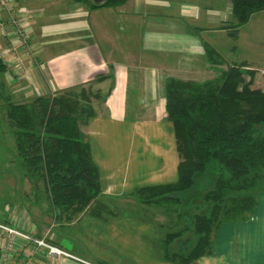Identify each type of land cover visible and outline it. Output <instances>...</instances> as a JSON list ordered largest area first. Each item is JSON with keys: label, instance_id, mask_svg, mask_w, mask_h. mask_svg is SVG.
Wrapping results in <instances>:
<instances>
[{"label": "crops", "instance_id": "0c3cea01", "mask_svg": "<svg viewBox=\"0 0 264 264\" xmlns=\"http://www.w3.org/2000/svg\"><path fill=\"white\" fill-rule=\"evenodd\" d=\"M10 1L13 12L0 6V23L9 34L0 31V53L10 52L14 61L6 63L0 84L16 103L84 86L101 96L93 99L95 115L83 130L102 189L92 205L102 206L101 215L86 211L72 219L56 217L47 196L32 184L24 187L27 192H0V222L47 238L81 260L53 263L44 251L28 248L11 264H176L166 258V238L182 229L179 213L134 198L138 189L179 181L167 82L186 81L180 74L209 67L208 46L226 63L264 70V22L252 26L264 12L232 39L222 29L233 21L231 0H124L115 7L103 6L106 0ZM19 15L31 18V40L24 45L12 36L11 21ZM257 199L252 218L222 224L212 253L197 264H264V190Z\"/></svg>", "mask_w": 264, "mask_h": 264}, {"label": "trees", "instance_id": "16d2710c", "mask_svg": "<svg viewBox=\"0 0 264 264\" xmlns=\"http://www.w3.org/2000/svg\"><path fill=\"white\" fill-rule=\"evenodd\" d=\"M123 2L106 0L103 6ZM231 2L233 21L222 29L238 39L241 28L264 12V0ZM206 52L211 67L227 66L218 70L219 77L205 82L170 79L166 85V112L180 156L179 181L134 193L139 203L179 213L182 229L166 238V258L176 264H197L210 255L218 228L251 219L264 190V82L257 83L258 71L246 63H226L210 46ZM7 70L0 57V75ZM0 89L24 175L47 196L56 217L72 219L86 211L101 215L100 204L92 209L102 189L83 130L95 115L93 99L101 96L84 86L16 103L4 84Z\"/></svg>", "mask_w": 264, "mask_h": 264}, {"label": "built area", "instance_id": "2783aa9c", "mask_svg": "<svg viewBox=\"0 0 264 264\" xmlns=\"http://www.w3.org/2000/svg\"><path fill=\"white\" fill-rule=\"evenodd\" d=\"M0 6L2 9L13 12L14 4L10 0H1ZM14 28L12 36H15L21 45L27 44L31 40V18L16 16L11 21ZM4 24L0 23L1 34L5 37L9 36L4 30ZM10 52L0 53V57L7 64H11L14 60L9 59ZM15 62L20 63L18 59ZM30 248L34 254L45 252L48 258L53 260V263L59 262L61 259H71L81 261L69 252L51 243L47 238L37 237L19 228L11 222H0V264H11L12 257L17 253Z\"/></svg>", "mask_w": 264, "mask_h": 264}, {"label": "rangeland", "instance_id": "374dc122", "mask_svg": "<svg viewBox=\"0 0 264 264\" xmlns=\"http://www.w3.org/2000/svg\"><path fill=\"white\" fill-rule=\"evenodd\" d=\"M262 14L264 16V13ZM260 15L261 14L257 15L259 17H255L253 19L252 26H258V25L261 26V22H264L263 19L264 17H262L261 19ZM262 28H264V25L261 26L260 30H262ZM216 69L211 66L209 67L204 66L199 71L194 70L189 74L188 73L186 74L183 73L182 75L180 74V76H182V78L184 77L183 79H185L186 81L190 80L196 82H205L208 80H214L216 77H219L220 71L218 70H222V69L226 70L227 66L224 65L219 68L216 67ZM257 71H258L257 83L258 84L263 83L264 70L261 71L257 70ZM3 107H4L3 101L0 99V120L2 121V125L0 127V136H2L1 137L2 143L0 146V150L4 149V154H2V156L0 157V192L2 193L3 191L5 193L8 192V194H13V193L15 194L14 189H12V187H20V189L23 188V190L27 192L28 188H24V187L29 186L32 183L28 180V178L22 176L23 173H22L21 161L18 158V153L14 145L15 144L14 137L10 134L11 133L10 128L7 125L5 112H4L5 110L3 111ZM7 148H9L8 151ZM22 194L23 193L18 192V196H21Z\"/></svg>", "mask_w": 264, "mask_h": 264}]
</instances>
